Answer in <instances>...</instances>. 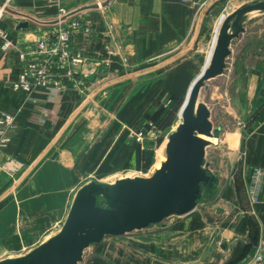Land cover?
Instances as JSON below:
<instances>
[{
  "label": "crops",
  "instance_id": "obj_1",
  "mask_svg": "<svg viewBox=\"0 0 264 264\" xmlns=\"http://www.w3.org/2000/svg\"><path fill=\"white\" fill-rule=\"evenodd\" d=\"M106 1H10L13 10L29 16L9 13L4 21L9 37L21 43L54 32L58 23L50 22L58 20L60 9L70 12L62 25L77 26L72 47L89 57V79L80 73L76 82L64 78L67 89L56 100L41 91L32 102L4 85L12 73L0 61V111L16 113L11 140L0 151V259L58 231L81 186L121 176L135 145L128 130L150 124L144 122L146 115L163 108L166 95L183 99L182 108L227 16L221 15L227 0H109L101 5ZM95 4L100 6L85 8ZM26 20L28 26L19 29ZM248 25L237 42L262 40L248 32ZM245 44L241 55L232 48L230 58H241L252 42ZM251 58L257 61L244 68L247 93L263 109V51ZM14 161L21 168L10 174ZM244 161L250 171L247 179L245 172L241 175L244 182L235 177L239 163L229 162L226 185L220 183L192 214L169 227L136 231L141 234L126 243L104 241L93 251L101 249L105 255L86 264L247 263L264 241V180L257 203L248 194L253 168L264 169V122L246 139Z\"/></svg>",
  "mask_w": 264,
  "mask_h": 264
},
{
  "label": "water",
  "instance_id": "obj_2",
  "mask_svg": "<svg viewBox=\"0 0 264 264\" xmlns=\"http://www.w3.org/2000/svg\"><path fill=\"white\" fill-rule=\"evenodd\" d=\"M91 7L99 5L85 8ZM263 15L264 0H251L223 19L210 57L180 109L181 122L169 136L160 168L147 176L122 175L110 181L86 183L76 192L58 231L25 254L0 259V264H81L86 251L96 248L106 237L161 226L171 217L192 214L201 202L212 198L221 178L211 169L207 150L214 145L212 139L220 137L222 126L214 125L210 108L200 100V91L208 81L224 75L233 42L246 34L252 19ZM27 26V20L18 24L19 29Z\"/></svg>",
  "mask_w": 264,
  "mask_h": 264
},
{
  "label": "rangeland",
  "instance_id": "obj_3",
  "mask_svg": "<svg viewBox=\"0 0 264 264\" xmlns=\"http://www.w3.org/2000/svg\"><path fill=\"white\" fill-rule=\"evenodd\" d=\"M248 1L251 0L223 1L222 4H224L225 9L223 10V12H221V15L224 14L228 16L237 7ZM9 6L12 7L11 4H9ZM70 14L71 13L69 12V16ZM9 15H10L9 13H5V16L0 21V27L4 30H7L4 27V21L5 18ZM248 26H250L251 28L248 29V32L252 34H256L254 36H258L262 40L259 41H257L256 39L249 40L250 42H252V44L250 47H248V51L245 54H243L241 58L238 57L239 59L237 58L236 60L234 59V55H233L228 60V68L224 73V75L212 79L211 81H208L200 91V100L205 102L210 108L212 114V121L214 125L222 126V132L220 133V137L216 139V144L211 145L210 147H208L207 150V160L210 163V167H212V169L216 173L221 175V177L224 179L221 182L222 185H226L225 183L227 176L226 167L227 164L232 161L239 163V168L237 174L235 175V177H237L236 179H238L237 182L238 183L244 182L241 176L243 175L244 172H245L244 177L246 176L247 179V173L249 174L250 171L247 168V165L245 164L244 161L246 139L249 137L250 134H252L256 130V128L261 123L264 122V108L262 109V106L258 104V102L256 101V96H254V94L250 95L247 93V84H246L247 74L245 72L246 70L244 71L246 64L247 65L252 64L253 62L255 63L257 61L255 60V58L250 59V57L251 56L254 57L258 49L259 51L261 49L264 54V15L255 19L254 24H249ZM237 40L238 39H236L233 42V49L236 50L233 54H236L238 52L239 55H241V52L246 45L245 42H249V41L244 40V42L241 44L239 41L237 42ZM250 60H253V62H251ZM182 102L183 99L175 103L171 108L168 106L169 104L168 100H166L165 106L163 105V108L161 107V109L159 108L154 111V113L156 114L160 113V116L164 115L163 118L161 119L160 117L154 118V121H150V124H146L141 128H139V129L144 128L145 130L149 131L148 133L149 136L147 137V140L144 142V145L142 147L140 145V149L141 150L147 149L146 152H149V155L151 157V160L149 161L150 165L145 170V169H141L140 168L141 166L139 167L136 166L138 162H133V164H135L134 166L135 168L131 167L128 169H124V167L123 168L121 167L120 170L121 176L122 175L147 176L155 169L161 167L162 161L165 160L164 148L166 146L167 141L169 140V136L176 130L178 124L181 122V117L179 113ZM145 162L146 159L140 162V164H143ZM219 191H220L219 196L221 199L223 198L221 196L223 195L222 193L224 192L222 187H220ZM197 216H199L198 212H197ZM176 220H178L177 217H171L169 219H166L163 223V227L164 226L169 227ZM159 227L157 228L155 226L153 227V229L156 228L158 230ZM161 228L162 227H160V229ZM139 232H135L136 234L126 235L123 238L106 237L104 241L109 242V244H111L112 246L114 245V242L116 243L115 245H117V243L119 242L126 243L132 240L134 237H136L137 234H141ZM141 232L144 233L145 231L143 230ZM172 238L173 237H171L170 239L173 240ZM41 241L42 239L39 238L38 240L33 241L34 243L31 242L33 243L31 245L35 247L38 244H40ZM100 245H98L97 248H99ZM33 246H30V248L24 247L21 248V250L18 252H11V253L22 255L25 254L27 251H29L31 248H33ZM104 255L105 254L104 252H102L101 249L100 251H98V249H96V251L95 250L93 251V249H88L84 256V260L81 262V264H86V262L91 257L92 258L95 256L103 257Z\"/></svg>",
  "mask_w": 264,
  "mask_h": 264
},
{
  "label": "built area",
  "instance_id": "obj_4",
  "mask_svg": "<svg viewBox=\"0 0 264 264\" xmlns=\"http://www.w3.org/2000/svg\"><path fill=\"white\" fill-rule=\"evenodd\" d=\"M10 1L0 0V21L5 13H8L6 8H11ZM68 16L69 12L61 8L57 29L41 34L35 42L14 41L9 37L8 31L0 27V61H3L12 73L4 80V85L10 91L24 95L32 102L37 101L35 95L38 92L45 91L51 100H56L67 88L64 78L76 82L75 76L80 73L83 80L89 79L86 73L89 57L72 47V35L77 31V26L62 25ZM14 69H18L16 74ZM57 70H64V73L60 74ZM103 75L108 76L106 72ZM81 82L83 81L80 80ZM15 127L16 113L0 111V151L10 142ZM148 133L144 128L131 129L128 130V138L131 143L142 147L149 136ZM20 164L11 162L7 171L16 174L21 168ZM263 180L264 169L254 167L248 186L252 203L259 201ZM245 264H264V241L257 243L252 257Z\"/></svg>",
  "mask_w": 264,
  "mask_h": 264
},
{
  "label": "trees",
  "instance_id": "obj_5",
  "mask_svg": "<svg viewBox=\"0 0 264 264\" xmlns=\"http://www.w3.org/2000/svg\"><path fill=\"white\" fill-rule=\"evenodd\" d=\"M165 98H166V100H168V102H169L168 106L171 107V108L173 107V105L175 103L178 102V98L176 96H174V95H171V94L166 95ZM163 116H160V113L156 114L154 112L153 113L150 112V113H148L146 115L144 122H146V121H154V118H159V117L161 119V118H163ZM134 146L135 147L132 149L127 161L122 165V168L123 167H124V169H128V168H131V167L135 168L134 167L135 164H133V162H138L136 164V166L137 167L141 166L140 167L141 169H145L146 170L149 167V165H150L149 161L151 160L149 152H146L147 149L141 150L139 144H135ZM145 159H146V162L143 163V164H140V162H142ZM16 249H18V248H16Z\"/></svg>",
  "mask_w": 264,
  "mask_h": 264
},
{
  "label": "bare ground",
  "instance_id": "obj_6",
  "mask_svg": "<svg viewBox=\"0 0 264 264\" xmlns=\"http://www.w3.org/2000/svg\"><path fill=\"white\" fill-rule=\"evenodd\" d=\"M10 8V7H9ZM62 20V19H61ZM213 140V142H214V145L216 144V139H212Z\"/></svg>",
  "mask_w": 264,
  "mask_h": 264
}]
</instances>
